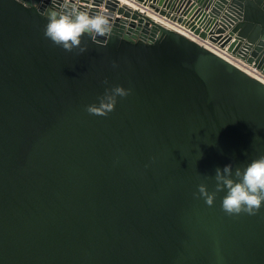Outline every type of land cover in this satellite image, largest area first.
I'll return each mask as SVG.
<instances>
[{
	"label": "water",
	"instance_id": "1",
	"mask_svg": "<svg viewBox=\"0 0 264 264\" xmlns=\"http://www.w3.org/2000/svg\"><path fill=\"white\" fill-rule=\"evenodd\" d=\"M127 1L0 0V264H264V204L198 196L264 156V83L146 13L264 75V0ZM65 3L109 16L104 47L45 38Z\"/></svg>",
	"mask_w": 264,
	"mask_h": 264
},
{
	"label": "clouds",
	"instance_id": "2",
	"mask_svg": "<svg viewBox=\"0 0 264 264\" xmlns=\"http://www.w3.org/2000/svg\"><path fill=\"white\" fill-rule=\"evenodd\" d=\"M46 18L48 23L44 30L45 38L67 52L79 49V53H85L87 45L81 46L84 35H88L93 43L104 47L98 38L107 37L112 32V24L107 14H89L67 3L63 5L62 11L55 7L50 8ZM113 67L117 65L113 63ZM104 83L107 84L108 81L105 80ZM131 92V88L125 89L120 85L106 88L104 95L99 97V104L88 105L86 111L90 115L107 116L115 110L117 98H126ZM202 155L201 153L200 158ZM214 180L215 190L211 193L206 184L198 185V196L208 206L214 204L219 192L226 190L221 203L226 215L238 216L243 213L256 216L260 212L264 204V156L253 159L243 169L236 167L233 170L232 164L223 169L217 168Z\"/></svg>",
	"mask_w": 264,
	"mask_h": 264
},
{
	"label": "built area",
	"instance_id": "3",
	"mask_svg": "<svg viewBox=\"0 0 264 264\" xmlns=\"http://www.w3.org/2000/svg\"><path fill=\"white\" fill-rule=\"evenodd\" d=\"M194 36V35H193ZM195 37V36H194ZM196 38V37H195ZM190 39V38H189ZM198 41L197 43L206 48L205 44L208 45V42L204 41V40H200L198 38H196ZM195 41L194 39H190ZM215 46L217 47H213L212 46V52H214V54H216L217 56L223 58L224 60H226L227 62L231 63L232 65H234L235 67L239 68L240 70H242L243 72H245L246 74H248L249 76L254 75L262 80H264V75H262L256 68H254V66L252 65H248L247 63H245L244 61L232 56L231 54L227 53L226 49H221L217 44H215ZM207 49V48H206ZM245 70H248L249 72H246ZM252 77V76H251ZM254 78V77H253ZM256 79V78H255ZM258 80V79H257Z\"/></svg>",
	"mask_w": 264,
	"mask_h": 264
},
{
	"label": "bare ground",
	"instance_id": "4",
	"mask_svg": "<svg viewBox=\"0 0 264 264\" xmlns=\"http://www.w3.org/2000/svg\"><path fill=\"white\" fill-rule=\"evenodd\" d=\"M119 1H120L122 4H125V5L129 6L130 8H133V9L136 8L135 5L129 3L127 0H119ZM140 11H141V9H140ZM146 13H147V15H148L153 21L157 22L158 24L162 25L163 27H165V28H167V29H169V30H171V31H174V32H176V33H179V34L185 36V37L188 38V39H189V38H190V39H194L195 42L198 41V40L192 35V33L189 31V29H188L187 27L182 26V25H179V24H177V23L169 22V21H167V20H163V19L157 17L156 15L152 14L151 12H146ZM205 41L208 42V45L205 44L206 48H207L208 50H210L211 52H212V50H211V49H212V46H213V47H217V46H215V44L209 42L208 40H205ZM213 53H214V52H213ZM245 71H246V72H249L248 70H245ZM251 76L254 77V78H256V79H258L260 82L264 83V80H262V79H260V78H258V77H256V76H254V75H251Z\"/></svg>",
	"mask_w": 264,
	"mask_h": 264
}]
</instances>
